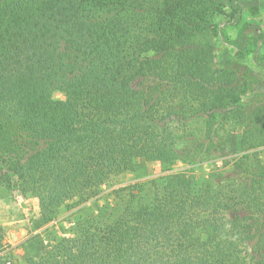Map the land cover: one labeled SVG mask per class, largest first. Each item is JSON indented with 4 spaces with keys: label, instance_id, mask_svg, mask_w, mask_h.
Returning a JSON list of instances; mask_svg holds the SVG:
<instances>
[{
    "label": "trees",
    "instance_id": "16d2710c",
    "mask_svg": "<svg viewBox=\"0 0 264 264\" xmlns=\"http://www.w3.org/2000/svg\"><path fill=\"white\" fill-rule=\"evenodd\" d=\"M194 1L0 0V184L11 172L49 224L138 159L169 171L114 190L103 215L27 264H264V172L235 163L199 184L172 171L230 141V122L244 151L264 145L259 111L226 101L241 77L220 74L208 31L264 69V29L239 0H222V26L178 21ZM199 122L204 135L191 133ZM13 250L0 227V264H16Z\"/></svg>",
    "mask_w": 264,
    "mask_h": 264
},
{
    "label": "rangeland",
    "instance_id": "374dc122",
    "mask_svg": "<svg viewBox=\"0 0 264 264\" xmlns=\"http://www.w3.org/2000/svg\"><path fill=\"white\" fill-rule=\"evenodd\" d=\"M239 2L244 7L243 21H256L264 29V0ZM224 11L226 8L222 0H195L187 9L178 13L177 19L180 22L187 20L188 24L191 18L200 24L222 26L225 17L220 13ZM237 29H229L230 38H235ZM208 31L216 47L215 67L221 70L220 74L224 75L226 81L232 79L234 74L241 77L240 92L234 98H228L227 103L246 105L251 108L250 112L259 111L258 118H264V69L256 66L251 55H236L214 35L213 29ZM260 59L264 61V45ZM53 97L55 100H65V94L62 92H54ZM226 127L224 136L231 134L230 141H224L222 138L200 146L193 151L187 164L178 162L172 171L186 170L199 184L207 181L212 175L222 172L226 174L235 163H240V166L247 170L252 164V171L264 172V145L244 151L241 147L242 126L230 122ZM258 127H262L264 131V120ZM207 129L206 124L199 122L191 127V133L200 135L199 131L203 130L204 135ZM22 149V154L30 153L28 149ZM249 154L252 157L246 158ZM168 172L159 161L138 159L133 172L114 177L106 184L67 202L61 208L57 220L49 224L41 217L39 200L31 194H23L18 179L11 172H7L6 184H0V227L8 244L14 248V262L27 264L30 258L39 259L57 241L73 236L78 221L90 215H103L109 206L115 203L112 195L114 190L158 179Z\"/></svg>",
    "mask_w": 264,
    "mask_h": 264
}]
</instances>
